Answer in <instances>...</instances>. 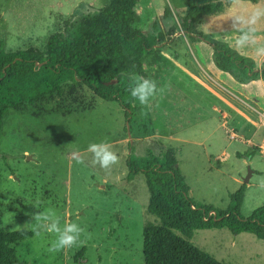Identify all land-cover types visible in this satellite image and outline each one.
Listing matches in <instances>:
<instances>
[{
	"label": "rangeland",
	"instance_id": "rangeland-1",
	"mask_svg": "<svg viewBox=\"0 0 264 264\" xmlns=\"http://www.w3.org/2000/svg\"><path fill=\"white\" fill-rule=\"evenodd\" d=\"M210 1L217 0H198V4ZM148 2L143 1L142 11L152 9L146 5ZM153 3L156 5V0ZM165 4L175 15H181L186 8V0H165L163 5L155 6L159 13L151 20L160 19ZM243 9H247L245 14H236ZM263 11L262 5L235 7L231 14L203 17L195 27L214 40L216 33L223 35L227 45L236 44L241 28H251L260 48L264 46ZM257 13L254 23H236V17L248 21ZM0 20L6 28L1 15ZM149 22L141 28L133 26L145 31ZM170 25L171 19L164 20L163 30ZM184 40L178 42L188 48ZM242 49L249 53L254 47L250 43ZM158 87H163L162 81ZM73 96L64 100L56 96L47 103L25 107L20 112L9 110L3 118L0 229L33 233L31 238L13 247L18 260L25 264H144L142 231L146 223L158 221L146 213L149 192L143 176L137 175L127 181L126 160L132 138L124 131V111L117 103L96 98L85 88ZM142 107L150 113V107ZM101 141L108 142L119 157V162L109 170L93 165L92 154L87 152L90 143ZM231 143L220 164L227 172L240 173L242 181L249 169L253 172L255 163H244L251 151L237 141ZM141 145L143 149L149 148L147 142ZM74 150L83 157V164L70 158L69 153ZM236 153L241 157L237 158ZM37 202L40 209L34 206ZM47 208L56 211L61 225L69 221L84 228L80 237L82 243L78 241L71 248L49 252L47 249L54 234L41 230L37 235L32 226L26 224L34 222L33 214ZM192 235L193 245L223 264H264V243L251 235H234L226 229L195 231Z\"/></svg>",
	"mask_w": 264,
	"mask_h": 264
},
{
	"label": "trees",
	"instance_id": "trees-1",
	"mask_svg": "<svg viewBox=\"0 0 264 264\" xmlns=\"http://www.w3.org/2000/svg\"><path fill=\"white\" fill-rule=\"evenodd\" d=\"M232 1L199 5L198 0H186L181 15H175L165 4L160 19L153 18L145 31L133 26L139 0H111L100 9L80 3L64 29L50 36L44 50L29 48L16 53L5 52L6 28L0 20V133L9 110L20 112L56 96L64 100L84 88L96 98L117 103L123 109L132 138L126 160L127 181L143 176L149 192L146 213L158 221L146 223L142 231L144 264H223L191 243L195 231L226 229L264 243V203L247 218L240 213L246 184L229 194L225 211L191 199L175 150L155 137L150 113L131 96L127 76H143L142 61L155 48L188 38L209 45L214 65L238 83L264 82V63L257 68L252 59L195 27L203 17L222 14ZM167 19H171V25L163 30ZM146 142L149 148L143 149L141 144ZM209 212L215 217H208ZM32 236L27 230L0 229V264H25L18 260L13 247Z\"/></svg>",
	"mask_w": 264,
	"mask_h": 264
},
{
	"label": "crops",
	"instance_id": "crops-1",
	"mask_svg": "<svg viewBox=\"0 0 264 264\" xmlns=\"http://www.w3.org/2000/svg\"><path fill=\"white\" fill-rule=\"evenodd\" d=\"M143 1L139 0L135 6L134 25L137 28L159 13L156 5L165 3V0H156L155 5L153 0H148L146 5L152 9L142 11ZM110 2L0 0V15L6 24L5 52L16 53L29 48L44 50L50 36L64 29L79 3L100 9ZM250 5H262L264 9V0L257 3L234 0L222 14L213 17L231 14L235 7ZM246 12L247 9H243L236 14ZM214 36L217 41L226 43L223 35L216 33ZM184 39L188 48L179 42L165 43L142 61L143 76L155 80L158 86L162 81L165 89L151 106L155 137L175 150L174 156L190 189L191 199L219 211L227 210L228 194L235 193L243 184L240 173L227 172L220 162L226 158L231 142L237 141L248 148L251 154L244 163L253 165L254 162L255 169L252 168L240 207L241 215L247 218L264 203V188L259 187V181L264 178V82L238 83L214 65L210 46L202 41ZM258 44H253L254 49L249 53L236 44L228 46L237 54L254 59L259 68L264 63V55L257 54ZM236 157L241 156L236 153ZM212 183L216 186L212 187Z\"/></svg>",
	"mask_w": 264,
	"mask_h": 264
},
{
	"label": "clouds",
	"instance_id": "clouds-1",
	"mask_svg": "<svg viewBox=\"0 0 264 264\" xmlns=\"http://www.w3.org/2000/svg\"><path fill=\"white\" fill-rule=\"evenodd\" d=\"M259 14H254L253 18L245 21L242 17H236L237 24H251L255 22L256 17ZM254 30L240 29V36L238 37L236 44L238 47H243L247 44H255L256 38L252 35ZM257 54L264 55V47L257 48ZM120 75V74H118ZM128 79L130 81L129 90L131 96L139 101V103L146 107H151L152 102L164 93L163 87H158L157 82L153 79L146 78L136 73H128ZM87 152L92 154V164L99 165L102 169L109 170L113 165L119 162V157L112 149V146L105 141L92 142L88 145ZM69 156L76 163L83 164L84 159L81 154L74 150L69 153ZM259 187L264 188V178L259 181ZM35 208H39V202L34 204ZM34 222L26 223L32 226V231L37 235L43 230L47 233L54 234L55 238L51 241L49 248L47 249L51 253L58 252L62 249L71 248L80 241L82 233L85 229L78 223L65 221L61 225L60 216L56 211L51 208L39 211L32 215ZM82 243V241H80Z\"/></svg>",
	"mask_w": 264,
	"mask_h": 264
},
{
	"label": "water",
	"instance_id": "water-1",
	"mask_svg": "<svg viewBox=\"0 0 264 264\" xmlns=\"http://www.w3.org/2000/svg\"><path fill=\"white\" fill-rule=\"evenodd\" d=\"M126 132H127V136H128V138H130L131 136H130V134H129L128 123H126ZM130 142H131V141H130ZM251 175H252V171L249 169V170H248V173H247V175H246V177L242 180V183H243V184H248Z\"/></svg>",
	"mask_w": 264,
	"mask_h": 264
},
{
	"label": "built area",
	"instance_id": "built-area-1",
	"mask_svg": "<svg viewBox=\"0 0 264 264\" xmlns=\"http://www.w3.org/2000/svg\"><path fill=\"white\" fill-rule=\"evenodd\" d=\"M212 216L215 217V214L213 212H209L208 217H212Z\"/></svg>",
	"mask_w": 264,
	"mask_h": 264
}]
</instances>
